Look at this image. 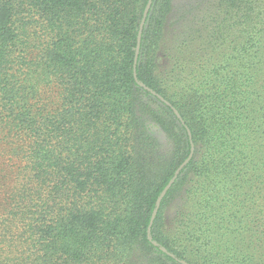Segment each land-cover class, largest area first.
I'll return each mask as SVG.
<instances>
[{"label": "trees", "instance_id": "1", "mask_svg": "<svg viewBox=\"0 0 264 264\" xmlns=\"http://www.w3.org/2000/svg\"><path fill=\"white\" fill-rule=\"evenodd\" d=\"M176 2L0 0V264H264V0Z\"/></svg>", "mask_w": 264, "mask_h": 264}, {"label": "rangeland", "instance_id": "2", "mask_svg": "<svg viewBox=\"0 0 264 264\" xmlns=\"http://www.w3.org/2000/svg\"><path fill=\"white\" fill-rule=\"evenodd\" d=\"M191 1H195L193 8L185 9L182 7H185ZM219 1L178 0L176 2L171 21L180 20L168 29L163 44L164 56H167L166 61L169 64L168 67L176 58H181L185 63L188 62L191 65V72L194 68L202 64L206 65L210 60L217 59L218 52H214L213 48L218 41L216 40L215 25L212 23L210 15L216 10ZM192 15L197 18V23L193 26L189 24ZM203 17L206 18V23L200 24L199 20ZM183 46L188 48V52ZM212 55H215L216 58ZM160 137H163V135ZM170 221L172 222V218ZM225 239H228V237H225Z\"/></svg>", "mask_w": 264, "mask_h": 264}, {"label": "water", "instance_id": "3", "mask_svg": "<svg viewBox=\"0 0 264 264\" xmlns=\"http://www.w3.org/2000/svg\"><path fill=\"white\" fill-rule=\"evenodd\" d=\"M150 1L153 2V0H150ZM149 10H150V6H148L146 8V10H145V14H144V17H143V20L144 21H146L147 14H148ZM143 29H144V26H141L140 27V35L142 34ZM140 49H141V45L139 43L138 46H137V49H136V58H135V64L136 65H137V62H138V57H139V54H140ZM135 69H136V66H135ZM161 99L163 101H165L162 97H161ZM178 117L181 119L180 115ZM183 124H184V122H183ZM193 156H194V150L192 151V153L190 154V156L188 157V159L180 166V168H178V170L175 173L174 178L166 186L163 194H166L169 191V189L172 187V185L176 182L177 178L179 177L182 169L187 166V164L192 160ZM155 218H156V213L153 215V218H152V221H151V224H150V227H149V235L151 234V228H152V225H153V222H154V219Z\"/></svg>", "mask_w": 264, "mask_h": 264}]
</instances>
